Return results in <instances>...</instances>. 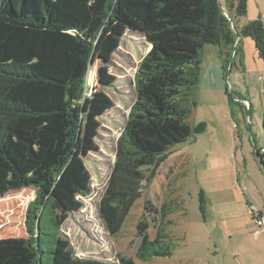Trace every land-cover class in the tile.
Returning a JSON list of instances; mask_svg holds the SVG:
<instances>
[{"label":"trees","instance_id":"1","mask_svg":"<svg viewBox=\"0 0 264 264\" xmlns=\"http://www.w3.org/2000/svg\"><path fill=\"white\" fill-rule=\"evenodd\" d=\"M247 15V0H0V198L37 190L26 216L29 236L0 240V264H111L75 258L64 240L48 251L36 223L51 202L63 224L91 192V175L77 146L93 43L103 28L115 20L142 34L151 47L136 72L135 102L100 202V217L114 237L145 174L155 177L171 148L206 132V123H189L203 50L217 46L226 71L237 42L235 20ZM241 35L254 42L264 62L262 19L244 26ZM257 155L264 166L262 150ZM173 211L167 203L160 209L146 204L150 220L145 217L137 227L138 259L172 256L166 228L173 225L168 220ZM149 221L156 226L154 239ZM116 264L136 262L121 257Z\"/></svg>","mask_w":264,"mask_h":264},{"label":"rangeland","instance_id":"2","mask_svg":"<svg viewBox=\"0 0 264 264\" xmlns=\"http://www.w3.org/2000/svg\"><path fill=\"white\" fill-rule=\"evenodd\" d=\"M247 44V64L233 59L226 71L219 48H204L189 123H206L207 130L171 148L155 177L145 174L129 216L112 237L100 217V202L135 102L136 72L151 47L142 34L115 20L103 28L93 43L77 146L91 175V192L80 198L83 208L61 225L51 202L37 216L38 239L48 251L64 240L75 258L111 264L121 257L136 264H264V232L253 221L258 209L264 212V166L257 155L264 148V75L259 70L264 62L251 39ZM36 197L37 190L27 188L0 198V240L28 238L26 216ZM148 202L174 209L168 218L173 225L166 228L170 257L137 258V227ZM149 222L154 239L156 226ZM51 260L48 252L46 262Z\"/></svg>","mask_w":264,"mask_h":264},{"label":"crops","instance_id":"3","mask_svg":"<svg viewBox=\"0 0 264 264\" xmlns=\"http://www.w3.org/2000/svg\"><path fill=\"white\" fill-rule=\"evenodd\" d=\"M248 3V15L246 16V18L241 19V20H235L236 24H237V31L241 34V29L248 25L250 22L256 21L257 19L261 18L264 16V0H247ZM231 17L235 19V12L231 11ZM247 38L242 37L241 35V41L238 47L239 53L238 55H236V57L234 58V62L237 60H241L242 61V65L244 66V63L247 64L246 62V48L249 47V45L247 44ZM252 41V40H251ZM253 42V41H252ZM254 43V42H253ZM256 49V48H255ZM244 61V62H243ZM236 64H234L233 66H235ZM233 69V68H232ZM259 70L261 71V73H263L264 75V66L263 67H259ZM256 148H258L256 146ZM264 148L260 147L259 150H262ZM258 150V149H257ZM255 212V211H253ZM258 213H263L261 216H257V220H254L253 217V221L254 224L256 225L257 229H260L261 232H264V212L263 211H257ZM259 220H263V225L262 227H260L258 225V221ZM258 235H262V233H259Z\"/></svg>","mask_w":264,"mask_h":264},{"label":"water","instance_id":"4","mask_svg":"<svg viewBox=\"0 0 264 264\" xmlns=\"http://www.w3.org/2000/svg\"><path fill=\"white\" fill-rule=\"evenodd\" d=\"M226 16L230 18V14L228 12H226ZM232 26H234L233 22H232ZM235 33L237 35V42H236V44L234 46V53H233V56L231 58L232 61L234 59L235 52L238 49L240 41H241V34L237 30H235Z\"/></svg>","mask_w":264,"mask_h":264},{"label":"built area","instance_id":"5","mask_svg":"<svg viewBox=\"0 0 264 264\" xmlns=\"http://www.w3.org/2000/svg\"><path fill=\"white\" fill-rule=\"evenodd\" d=\"M261 19H262L263 24H264V16L261 17ZM262 153L264 154V149H262ZM258 225H259L260 227H262V225H263V220H259V221H258Z\"/></svg>","mask_w":264,"mask_h":264}]
</instances>
